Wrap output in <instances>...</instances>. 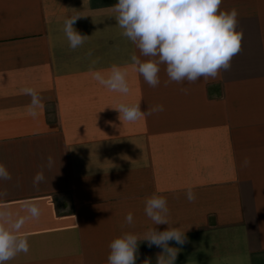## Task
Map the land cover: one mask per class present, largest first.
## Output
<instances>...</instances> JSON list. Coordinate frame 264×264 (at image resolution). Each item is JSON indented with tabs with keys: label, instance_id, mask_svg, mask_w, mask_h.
<instances>
[{
	"label": "crops",
	"instance_id": "crops-1",
	"mask_svg": "<svg viewBox=\"0 0 264 264\" xmlns=\"http://www.w3.org/2000/svg\"><path fill=\"white\" fill-rule=\"evenodd\" d=\"M116 3L0 0V163L12 177L0 180V205L18 212L34 201L42 213L23 228L29 251L8 264H107L122 232L141 236L136 264H156L162 249L142 241L149 228H168L145 215L154 193L167 199L170 226L185 232V244L169 242L180 248L175 264H264V0H222L243 32L229 70L165 84L161 65L155 88L130 67L140 53L121 35ZM69 17L89 37L75 50L63 32ZM113 64L129 66L127 95L90 75ZM136 102L164 111L123 123L113 108Z\"/></svg>",
	"mask_w": 264,
	"mask_h": 264
},
{
	"label": "clouds",
	"instance_id": "clouds-1",
	"mask_svg": "<svg viewBox=\"0 0 264 264\" xmlns=\"http://www.w3.org/2000/svg\"><path fill=\"white\" fill-rule=\"evenodd\" d=\"M221 3L222 0H117L112 8L116 24L122 29L121 35L134 44L140 53V56L133 53L130 57L132 71L155 88L160 84L161 65L165 66L168 77L165 84H194L201 79H217L221 70H229L232 58L241 49L243 32L237 31V10H221ZM77 18H67L63 27L72 50L81 47L89 38L73 27ZM140 57L146 59L141 60ZM128 67L113 64L107 70L90 69V75L109 92L127 95L130 92ZM24 91L34 98L28 114L36 116L35 108L39 105L35 90L28 88ZM181 91L187 93L188 89L182 88ZM113 109L118 110L123 123H135L163 112L164 106L156 105L141 111L140 102H136L121 103ZM52 164L53 158L49 156L47 165L51 167ZM11 178L6 166L0 163V180ZM44 179L41 169L33 178L34 186ZM186 198L190 203L196 199L191 187L186 191ZM144 205L145 215L153 225H168V228L164 231L149 228L143 234L142 241H146L149 247L162 249L156 257V264H175L180 248L169 246V242L185 244V232L179 227L170 226L166 197L154 193L145 199ZM41 214L40 206L34 201H24L18 212L0 205V264H8L18 254L29 251L23 228L30 221H38ZM125 223L133 224L131 212L126 214ZM139 242L140 235L122 232L109 244L107 264H136ZM144 264H150V261L145 260Z\"/></svg>",
	"mask_w": 264,
	"mask_h": 264
}]
</instances>
